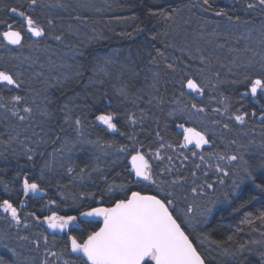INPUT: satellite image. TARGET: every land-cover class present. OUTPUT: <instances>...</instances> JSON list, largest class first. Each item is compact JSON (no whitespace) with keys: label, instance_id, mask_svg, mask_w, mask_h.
<instances>
[{"label":"trees","instance_id":"obj_1","mask_svg":"<svg viewBox=\"0 0 264 264\" xmlns=\"http://www.w3.org/2000/svg\"><path fill=\"white\" fill-rule=\"evenodd\" d=\"M22 2L19 4L16 0H0V43H2V32L6 30L7 25L11 24L16 29L21 28L20 18L11 12L13 7L30 14L45 29L46 36L41 37V40L49 35L47 22L57 23L59 16L52 17L47 14L42 18L38 16L40 10L38 6L33 11L29 7V0ZM210 4L212 7L208 11H203L202 7H207L203 5V0H127L106 7L105 15L83 14V17L91 18L94 22L104 21L106 23L102 28L100 27L105 38L86 50L84 58L81 59L82 73L77 76L79 81L92 80L97 84L95 87L97 91L93 93V98L88 103V106L93 107V112L87 117L83 113L75 114L74 112L73 114L91 128L95 139L107 147L109 145H114L112 148H118L121 145L127 146L129 157L115 166L101 169L99 174L93 175L90 182L85 183L82 187L72 188V191L79 190V193L84 196L87 193H97L96 199H98L100 190L106 189L109 184L119 186L122 183H127L131 190L143 188L145 193L156 194L154 186L145 187L148 182L132 183L136 179L131 173L128 161L131 155L135 154L137 148L145 153L147 158H150L151 153L157 150L173 158L171 168L169 167L171 171H164V175L159 171L160 179L171 181L177 178H189L194 163L192 150L185 149L183 151L187 161L185 166H181L185 162L182 155L173 153L175 149L182 151L179 148L183 144V135L177 131V127L182 124L202 127L193 121H185L177 115L175 117L169 115L174 111L171 106L176 104L179 99L187 102L189 106L195 102L197 107L203 108L207 113H213L216 105L214 96L216 95L219 100L221 98L225 100L227 97V113L231 117V121L228 123L231 127H240L235 122V115L246 114L248 116L252 110L255 113L259 111L257 106H253L250 101L248 102L241 96V92L247 87L239 82L243 81L245 76L257 77V75L250 76L252 73L245 74L243 72L232 75V73L225 74L216 68L211 73V84L204 89L205 92L201 99L187 92L186 88H181L179 81L183 80L186 84L187 78L196 79L199 83H203L204 87L207 84L202 76L200 63L192 59L185 43V39L193 34L194 29L200 23L217 27L226 26V23L231 24V21L234 23L264 19V14L259 13L260 10L263 11L262 9L246 13V5H242L245 2L231 6L225 0L222 4L219 0H210ZM218 10H222L226 15L216 16L214 12ZM72 17L73 15L70 16V18ZM228 17H231V20ZM188 23L192 26L187 32ZM28 41L31 42L33 39L26 37L23 46H26ZM111 55L110 58L117 57L116 60L112 61L109 58L108 63H105L106 57ZM116 61L117 64H114ZM168 64H172L175 71L169 69ZM98 65H103L105 71H98ZM122 69L133 70L130 74L124 72L119 77H113L115 72H121ZM144 72H151V75L153 72L159 74L158 89L155 92L152 86L153 79L145 85L134 83V74H143ZM69 89H74V86ZM69 89L68 91H70ZM182 90L185 92L184 96L180 95ZM161 101L163 102L161 103ZM262 105H264V100ZM106 113L115 115L114 122L119 131H110L95 119L97 115ZM131 114H134L138 121L134 125L129 121ZM244 122L246 125L243 126L244 128H240L246 130L262 128L264 131V119L260 122L257 118L248 116ZM157 132L163 138L162 141L157 137ZM130 136L134 137V140H130ZM161 143H164L165 147L161 148ZM169 144L171 147H167ZM216 144L218 147V143ZM84 158H78L80 166L84 165ZM26 163V160L11 158L7 164L0 166V172L4 174L3 178H0V203L3 199H9L20 211L19 216L23 221H28V224L34 228L32 231H28L22 226H14L11 230L26 237V241L33 240L35 234L41 233L47 236L46 248L48 250L63 251L70 261L75 260L76 256L66 251V247L70 246L68 236L74 235L79 239L86 234L85 230L91 231L98 228L102 225V221L89 220L82 223L79 228L74 225L64 234L54 235L50 234L45 227L44 217L50 216L53 212H57L59 215L79 216V211H86L89 205H95L87 196L81 199L79 206L73 210H64L63 202L61 204L58 202V205H55L59 189L48 188L40 181L36 171L39 161L32 162V165L29 164L30 168L25 165ZM85 170L90 172L92 169L87 166ZM23 176H26L30 183L37 182L45 190V196L36 198L31 192L25 196L22 187ZM101 176L106 177V180L101 179ZM11 179L14 180L13 184H11ZM5 185H7V190ZM116 194L121 195L119 192ZM51 201H55V203H51ZM21 202L25 203V206H22ZM241 204L246 206L241 208ZM261 212H264V193L255 188L253 184L247 183L235 198L214 213L211 220L200 229L199 234L207 236L220 249L231 252L232 256L227 257L226 260L228 263L262 264L259 255L250 251H238L241 245L244 248H249L253 244V237L264 230V223L256 219V216ZM31 213L35 215H30ZM247 213L252 214L253 223L251 224L245 219ZM79 219L84 221L80 217ZM229 236L232 237L231 240L228 239ZM191 237L208 263H212L220 257L216 252H204L193 234ZM77 264L80 262L77 261Z\"/></svg>","mask_w":264,"mask_h":264},{"label":"rangeland","instance_id":"obj_2","mask_svg":"<svg viewBox=\"0 0 264 264\" xmlns=\"http://www.w3.org/2000/svg\"><path fill=\"white\" fill-rule=\"evenodd\" d=\"M16 1L20 4L23 0ZM123 1L127 0H37L36 5L30 8L34 11L38 6L40 8L38 16L42 18L47 14L52 17L59 16L56 24L47 22L49 35L23 47H12L0 43V66L12 64L17 69L15 73H19L17 78L21 82V87L17 90L24 91L22 96L26 98V102L17 105V107H31L33 110L29 119L20 121L4 108H0V126L3 129L0 134V164L5 163L6 158L13 152L20 159H25L27 164L39 161L36 170L38 178L48 188L59 189L55 205H58V202L60 204L63 202L64 210L75 209L79 206L80 200L86 198L82 193H79V190L72 191L68 188L72 183L77 181L82 187L92 180L93 175L99 174L101 169L115 166L129 157L128 151L117 152L115 148H109L95 139L91 134V128L82 121L78 133L75 121L79 118L73 114L74 112L75 114L83 113L87 117L93 112V107L88 106V103L93 98V93L97 91L95 89L97 84L92 80L79 81L77 76L82 73L81 59L84 58L86 50L105 38L100 27L106 23L104 21L94 22L91 18L83 17V14L105 15L106 7ZM245 1L258 4V0ZM255 9L261 8L257 6ZM262 10L259 13L263 15L264 9ZM245 11L246 13L252 12L247 9ZM72 15L73 17L70 18ZM234 24L236 23L234 22ZM191 26L192 24L188 23L187 32ZM54 36H60L61 40L53 39ZM189 37L185 39L186 47L192 59L198 61L203 69L202 76L207 83L204 89L210 86L211 73L216 68L225 74L232 73V75L245 73V71L251 73L255 70H258L259 73L264 72V19L240 22L234 28L206 26L200 23ZM110 57L112 55L106 57V61ZM201 57L205 58L203 63ZM116 58L110 59L113 61ZM114 64H117V61ZM132 70L122 69L121 72H115L113 77H119L124 72L130 74ZM153 73L152 75L151 72L134 74L133 81L145 85L153 79L152 86L155 92L158 89L159 77L154 78ZM134 83L132 82L133 85ZM71 86H74V89L70 90ZM68 89L71 91L70 93H68ZM215 96L216 105L213 113H207L205 110L196 112L187 102L180 99L171 106L174 109L173 117L177 115L185 121L199 124L202 128L198 129L204 131L211 140L208 145L193 149L194 163L191 167L193 170L190 172L189 178L181 179L182 188L177 185L178 193L187 197L186 200H180L179 207L186 209L188 204H192L193 213L190 215L195 216L197 220L205 219L199 215L203 207L213 208L211 215L206 218V222L196 226V232L211 220L221 206L228 204L234 198L230 196L225 200L223 192L231 191L232 171L237 169L242 162L240 160L230 162L226 158L220 159L219 157L242 155L244 160H249L251 163H258L260 159L264 158L262 156L264 153L263 129H242L240 127L245 126V122L241 123L235 118V122L240 127H231L228 123L231 121V117L225 111L227 101L222 98L219 100ZM260 97L264 100V93H260ZM8 100L10 97L9 99L4 97V101L0 102ZM184 105H188V108H184ZM181 108L184 110L180 111ZM263 119L257 118L260 122ZM216 143H218V147ZM220 145L222 148H219ZM179 149L182 151L175 149L173 153L182 155L185 162L181 166H185L187 161L183 151L188 147ZM159 152L162 159H156L153 153L148 159L153 165V169L164 175V169L171 168L173 158L169 160V155L166 156L162 151ZM194 152L196 155H193ZM201 156L204 157L203 161L200 159ZM79 157H85L82 166L78 161ZM196 165L200 166L197 168ZM217 165L228 171L229 175L224 176L223 173L217 172ZM87 166L91 167L90 172L85 170ZM97 167L100 171H93ZM69 168H72L73 171L69 172ZM81 169H84L83 173H81ZM193 172H195V176L192 175ZM220 179L225 181L223 185L219 184ZM205 180L214 183V189L205 187L203 195L193 194L190 191L192 187L203 185ZM247 183L250 182H245L239 190H236L235 197ZM217 200L219 202L213 206L212 201ZM196 205L200 207L197 208ZM20 219L22 222L16 224L8 213L0 209V257L4 258L6 264H44L45 261L47 264H64V261H70L66 258L65 252L48 250L43 239L45 236L41 233L35 234L31 241L22 239V236L17 232L14 233L11 230L14 226H22L28 231L34 229L28 224V221L24 222L21 217ZM189 230L191 232V229ZM196 232L192 234L204 252L210 253L211 251L219 254L220 257L216 258L215 262H221L224 257L232 256L231 252L220 249L208 238L203 237L204 235ZM37 240H39V247L34 243ZM254 241H264V230L254 236L253 244L249 248H244L243 251H250L260 256L261 252H264V246L254 243ZM9 249H13L15 255ZM50 253H57V255L53 256ZM211 260H213L212 257Z\"/></svg>","mask_w":264,"mask_h":264},{"label":"snow or ice","instance_id":"obj_3","mask_svg":"<svg viewBox=\"0 0 264 264\" xmlns=\"http://www.w3.org/2000/svg\"><path fill=\"white\" fill-rule=\"evenodd\" d=\"M36 3L37 0H29V7L36 5ZM203 5L207 6L202 7L203 11H208L212 7L210 0H203ZM257 6L264 9V0H258V4L247 3L246 9L254 10ZM11 12L23 21V24L26 26V31L32 36H46L45 29L30 14L18 10L16 7L11 8ZM152 14L154 15L155 13ZM214 14L216 16L226 15L222 10L215 11ZM228 18L231 20V17ZM237 20H239V17H237ZM7 28L8 30L3 32L4 39L9 44L20 45L23 39L21 31L13 30L11 24L7 25ZM52 38L57 41L61 40L60 36H54ZM160 55H163V53H160ZM204 59V57H201L202 63ZM105 63H108V61H105ZM167 67L175 71L172 64H168ZM97 70L104 72L105 68L103 65H98ZM158 75V73H153L154 78L158 77ZM18 76L19 73L14 75L7 70H0V101H4L3 87H7L8 92H11L13 88L19 89L21 87V82L17 78ZM179 83L182 89L186 88L200 97L204 95L203 83H198L193 78H187L186 84L183 80L179 81ZM239 83L246 85L247 92L245 95L250 93L255 97L258 92L264 93V74L255 78L245 76L244 80ZM121 91L123 92V89ZM180 95L184 96L185 92L182 90ZM227 99L226 97L225 101ZM25 102V97L15 94L11 95L10 100L7 102H0V108H4L7 112H10L18 120L25 121L30 118L33 111L31 107H17V105ZM221 102L224 103V101ZM190 107L196 112L204 111L203 108L197 107L195 102H192ZM227 107L225 103V111H227ZM184 108H188V105H184ZM184 108L179 110L183 111ZM21 113L24 114L22 115ZM173 114L174 112L169 113V115ZM95 119L105 125L108 130L113 132L119 131L117 124L114 122L115 115L113 113L100 114ZM235 119L241 123L244 122V116L242 115H236ZM129 121L133 125L138 122L134 114L129 116ZM75 124L79 133L81 120L76 119ZM180 127L184 132V142L181 147H187L189 144L194 143L196 148H202L204 145L209 144V140L204 133L194 128H184L183 125H180ZM80 134L82 135V133ZM156 135L161 141L163 140L159 132ZM129 139L134 140V137L130 136ZM109 147H114V145H109ZM160 147H165V144L161 143ZM167 147H171V145L169 144ZM115 150L117 152H127L128 148L127 146L121 145L115 148ZM153 155L158 160L162 159L158 150ZM193 155H196V153L194 152ZM262 156H264V153H262ZM219 158H226L230 162L236 160L242 162L237 169L232 171L233 180L230 186L231 191L223 192L225 200L230 196L235 198L236 190H239L245 182H250L255 188L264 193V158L260 159L258 163H251L249 160H244L242 155L220 156ZM168 159L171 160L172 157L169 156ZM200 159L203 161L204 157L201 156ZM199 166L196 165L197 168ZM68 171L72 172L73 169L69 168ZM93 171H100V169L97 167ZM164 171L170 172L171 169H164ZM216 171L223 173L224 176L229 175V172L219 165L216 166ZM83 172L84 169H81V173ZM131 173H134L136 178L132 183L139 184L140 182H148L145 187L154 186L156 194H146L143 188L140 190H131L127 183H122L119 186L109 184L106 189L100 190L98 199H96L97 193L85 194L92 200L95 206L89 205L86 211H79V216L59 215L53 212L52 215L44 217L50 229L60 232H64L72 225L79 228L82 223L89 221V218H92V220L99 218L102 221V225L98 228H94L91 231L85 230L86 234L82 235L79 239L74 235L68 236L70 246L66 247V251L78 255L75 260H66L64 264H77V261L80 264H205L204 258L197 250V246L190 236L197 231L196 226L198 224L206 222V218L211 215L213 208L205 206L201 209L199 215L205 217L204 220H197L195 216L190 215L193 213L192 204H188L186 209H181L179 207L180 200L187 199L186 196L177 191V185H180L181 188L183 187L181 178L171 181L160 179L159 173L154 171L153 165L150 164L145 153L140 151L139 148L135 150V154L131 155ZM192 175L195 176V172ZM205 176H207V173H205ZM101 179L106 180V177L101 176ZM224 183L225 181L223 179L219 180V184L223 185ZM193 184H195V181H193ZM22 187L25 196L30 192L37 193L43 191L37 183H30L27 177L24 178ZM205 187L207 189H214L215 185L205 180L203 185L192 187L190 191L193 194L203 195V189ZM198 188L200 189L199 192ZM5 189L7 190V185H5ZM117 192L121 193V195H117ZM217 202L219 201H212V205L215 206ZM51 203H55V201H51ZM245 206V204H241V208ZM196 207L199 208L200 206L196 205ZM0 209L8 213L16 224L22 222L18 214V208L9 199H3L2 203H0ZM30 215L35 214L31 213ZM251 216V213L246 214L245 219L249 224L253 223ZM79 217H83L85 220L81 221ZM37 219L39 218L37 217ZM256 219L264 223V212L256 216ZM25 227H27V224H25ZM189 229H191V232L188 231ZM22 239L27 238L22 237ZM43 239L45 244H47V236ZM228 239L231 240L232 237L229 236ZM34 243L39 247V240L34 241ZM254 243L264 246V241H254ZM9 251L15 255L13 249H9ZM238 251L243 252L244 246L241 245ZM50 255L55 256L57 253H50ZM260 259L262 264H264V252H261ZM0 264H6L3 257H0ZM44 264H47V261Z\"/></svg>","mask_w":264,"mask_h":264},{"label":"flooded vegetation","instance_id":"obj_4","mask_svg":"<svg viewBox=\"0 0 264 264\" xmlns=\"http://www.w3.org/2000/svg\"><path fill=\"white\" fill-rule=\"evenodd\" d=\"M220 4H222L223 0H219ZM225 2H227V4L231 5V6H234V5H237V3H240V2H245V4H242V5H246L247 2L245 0H225ZM20 29H16V28H12L15 29V30H19L21 31V33L24 35V39H26V37H31L33 40H38V39H35L30 33H28L26 31V26L23 24V21L20 19ZM8 28L6 27V30L7 31ZM1 39H2V45H7V46H12V47H23L25 41L23 44H20V45H12V44H9V43H5L3 41V33L1 35ZM30 43L29 41L27 42V44ZM0 70H7L11 73H13L14 75L16 74L15 72L17 71V69H15V67L12 66V64H5V65H2L0 66ZM25 87V86H23ZM2 91H3V95L6 99H9L10 95H14V94H20L21 96L24 95V91H19L15 88H13V90L11 92H8L7 90V87H3L2 88ZM247 92V89L242 91L241 92V96L243 98H245L248 102L250 101L252 103L253 106H257L256 108L259 109L258 112L255 113L254 110L251 111L250 115L248 116H251L252 118H261L263 119L262 117H264V107H262V102H263V99H261L260 97V93L258 92L257 96L253 97L250 93H248L247 95H245V93ZM254 113V114H253ZM236 116V115H235ZM244 116V119H246L248 116L246 114L242 115ZM3 132V129L1 128L0 126V134H2ZM183 135V133H181ZM184 136V135H183ZM13 152V151H12ZM14 156V152L12 154H10L7 158H6V162L5 163H2L0 164L1 165H4V164H7L8 161ZM25 160V159H24ZM29 171V170H28ZM3 172H0V178H3ZM28 175V174H27ZM26 176H23L22 178V181L24 180ZM14 180L11 179V184H13ZM19 213V212H18Z\"/></svg>","mask_w":264,"mask_h":264},{"label":"bare ground","instance_id":"obj_5","mask_svg":"<svg viewBox=\"0 0 264 264\" xmlns=\"http://www.w3.org/2000/svg\"><path fill=\"white\" fill-rule=\"evenodd\" d=\"M23 3V2H22ZM97 22V21H96ZM98 23V22H97ZM236 24H234V23H231V24H228V23H226V26L228 27V28H234V27H236V26H238V24H240V22L239 21H236L235 22ZM102 28V27H101ZM100 28V29H101ZM24 41H25V39H24ZM24 41L21 43V44H23L24 43ZM33 41H36V40H33ZM33 41H31V42H33ZM6 43V42H5ZM258 70H255L254 72H251L252 74H250V76L252 75H261V74H264V72L263 73H259V72H257ZM246 73H248V71H245V74ZM259 73V74H258ZM71 91H68V93H70ZM83 122V121H82ZM182 125H185V124H182ZM185 126H190V127H195V126H193V125H185ZM197 128V127H196ZM202 131V130H201ZM204 132V131H203ZM205 133V132H204ZM91 134H93L92 132H91ZM207 136V135H206ZM208 137V136H207ZM208 140H210V139H208ZM209 142H211V140L209 141ZM195 147H188V149H190V150H192L193 151V149H194ZM12 159H19V156H17V155H14L13 157H12ZM79 161V160H78ZM25 165H27L28 166V168H30L31 166L29 165V164H25ZM75 187H79V184H78V182L76 181V182H74V183H72V185H70V190H72V188H75ZM79 189V188H78ZM200 231L201 230H199L198 232H196L197 234L198 233H200ZM203 237H205V238H208L207 236H203ZM190 238L192 239V237L190 236ZM209 239V238H208ZM209 241L211 242V243H213L210 239H209ZM193 242H194V240H193ZM194 244L196 245V243L194 242ZM215 244V243H214ZM216 245V244H215ZM197 246V245H196ZM217 246V245H216ZM197 249H198V251L201 253V251L199 250V248H198V246H197ZM201 255L203 256V254L201 253ZM227 257H230V256H227ZM227 257H224L223 258V261H221V262H212V263H208V261L205 259V257L203 256V258H204V260L206 261V263L207 264H231V263H228L226 260H227Z\"/></svg>","mask_w":264,"mask_h":264},{"label":"water","instance_id":"obj_6","mask_svg":"<svg viewBox=\"0 0 264 264\" xmlns=\"http://www.w3.org/2000/svg\"><path fill=\"white\" fill-rule=\"evenodd\" d=\"M13 30H15V29H13ZM22 36H23V39H22V41H21V43L24 41V35L22 34ZM34 38H36V39H38V38H40V37H35V36H33ZM3 41L4 42H6V43H8V41L6 40V39H4V37H3ZM194 79V78H193ZM196 80V79H195ZM197 81V80H196ZM198 82V81H197ZM199 83V82H198ZM187 91L189 92V93H194V92H191L190 90H188L187 89ZM247 95V94H246ZM197 97L200 99L201 97L199 96V95H197ZM184 126V128H194V129H196L197 131H200V132H202V133H204L203 131H201L200 129H198V128H196V127H190V126H185V125H183ZM177 131L179 132V133H183V135H184V132H183V129L179 126L178 128H177ZM205 134V133H204ZM205 136H206V134H205ZM206 138L208 139V137L206 136ZM205 146V145H204ZM187 147H195V144L193 143V144H189ZM147 158V157H146ZM128 164H129V166L131 167V158L129 159V161H128ZM134 174V173H133ZM136 179V178H135ZM35 183H37V182H35ZM38 184V183H37ZM39 185V184H38ZM43 190V189H42ZM33 194H35L36 195V197L37 198H42V197H44L45 196V191L43 190V191H40V192H37V193H33ZM146 194H149V193H146ZM22 206H25V203H23L22 204ZM81 219L82 220H85V218H83V217H81ZM89 220H92V218H89ZM95 220H100L99 218H95ZM45 226L48 228V231L51 233V234H54V233H58L59 235H62V234H64L68 229H66L64 232H60V231H54V230H52V229H50L49 227H48V225H47V222L45 223ZM198 250V249H197ZM73 255L74 256H77L78 254H76V253H73ZM203 257V256H202ZM205 264H207L206 263V261H205Z\"/></svg>","mask_w":264,"mask_h":264}]
</instances>
